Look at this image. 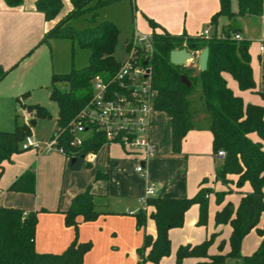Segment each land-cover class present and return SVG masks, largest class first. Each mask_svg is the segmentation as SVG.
I'll list each match as a JSON object with an SVG mask.
<instances>
[{
    "label": "trees",
    "instance_id": "obj_1",
    "mask_svg": "<svg viewBox=\"0 0 264 264\" xmlns=\"http://www.w3.org/2000/svg\"><path fill=\"white\" fill-rule=\"evenodd\" d=\"M7 6L17 7L24 0H3ZM119 0H70L71 10L48 30L40 43L49 37L67 39L81 49L89 51L87 66L72 69L70 72L51 75L49 98L58 107L56 117L57 130L52 137H57L58 145L67 151H73L75 161L69 166L77 170L88 152L96 153L105 139L99 132H92L79 147L69 145L72 121L78 112L88 103L92 95V80L95 76L109 79L117 70L119 63L114 57L119 30L108 19L97 20L99 10ZM37 11L46 21L56 18L63 7L62 0H34ZM263 12V0H236L235 10L232 0H219V9L211 16L213 23L221 15L229 19L236 15L260 16ZM153 35L154 53L150 60L151 83L156 92L154 108L163 112L170 124L171 153L180 151L181 142L190 130H208L212 135V150L225 152L221 163L215 170V179L227 184V175H237L236 185H250V191L242 193L235 211L225 205L215 213L216 224H229L230 250L227 255L209 254L211 242L206 239L198 244L180 245L176 250V264L186 258L197 259L196 264H224L225 256L236 260L234 264H264V221L258 226L264 213V108L252 103H244L228 87L224 73L236 81L240 90H254L248 55L249 43L233 38L239 28L228 24L219 37L204 35H172L160 25L149 20ZM209 48L207 69L192 73L188 65L175 66L169 62V52L173 49L186 48L191 53ZM7 71L0 64V80ZM185 75L191 85L181 83ZM68 86L60 91L56 83ZM264 100V92L257 91ZM32 116L48 117L46 109L38 104L24 105ZM30 125L16 121L14 131H0V176L2 163L10 161L11 156L20 152V145L30 136ZM252 135L256 137L253 139ZM105 177V176H104ZM103 178L101 173L96 179ZM205 180H202V183ZM36 174L28 168L16 178L8 190L13 192L34 193ZM210 189L200 187L193 197L170 198L160 194L147 198L145 207L150 208L149 217L154 221L155 235H145L139 251L142 264L157 263L170 252L168 231L182 227L184 214L192 204L199 207L198 224H206L208 213V195ZM216 200H222L224 192H217ZM95 196L90 190L76 194L70 206L63 211L66 225L75 229V237L61 253L39 252L34 246L37 224V211L25 212L14 207H0V264H83V257L90 249L89 242L77 240V222L95 220L101 213L95 207ZM142 207L135 217L140 228L146 219V208ZM45 212V210H41ZM255 229L260 237L255 251L243 255L240 247L243 238ZM147 250V251H146Z\"/></svg>",
    "mask_w": 264,
    "mask_h": 264
},
{
    "label": "rangeland",
    "instance_id": "obj_2",
    "mask_svg": "<svg viewBox=\"0 0 264 264\" xmlns=\"http://www.w3.org/2000/svg\"><path fill=\"white\" fill-rule=\"evenodd\" d=\"M208 1L204 0H119L115 3L107 5L99 10L97 20L108 19L112 21L118 28L119 34L115 45L114 57L121 64L127 57V41L136 31L139 33H152L149 20H153L160 24L168 33L172 35H203L207 38L219 37L224 29L231 24L234 26L235 20L243 25L244 20L248 18L232 17L229 19L225 15H221L213 23L210 22L212 14L205 13L204 6H208ZM218 4V0H216ZM238 26V25H237ZM236 26V27H237ZM239 28V27H238ZM252 33L258 34L255 30ZM43 38V37H42ZM41 38V39H42ZM41 39L35 45L38 47L30 56L22 61H17L13 65L3 68L7 71V79L18 86L20 94L14 97L12 101L0 102V131L12 132L15 129L16 121L19 124L26 123L30 125V136L37 142L41 143L39 150L30 148L22 150L18 154L20 157H28L30 152L57 154L56 151L45 152L47 144H50L54 132L57 130L56 117L58 113L57 104L50 100L51 75L52 73L63 74L70 72L73 68L80 69L88 64L89 51L79 48L76 43L72 44L70 40L57 37H49L46 42L40 43ZM248 54L251 59V66L255 72L257 79H261L264 69L261 70V64L258 55L259 45L264 42V37L260 35L254 37L250 41ZM200 51L192 53L193 59L188 61L186 65L192 68V73L198 72L197 57ZM252 60L254 61L252 63ZM235 92L242 98L244 103H252L257 101L264 108V100L257 92L253 90H240L236 84L233 85ZM56 87L60 91H66L68 86L63 82L56 83ZM230 88V87H229ZM255 88L260 91L257 82ZM231 89V88H230ZM232 90V89H231ZM233 92V91H232ZM264 92V91H263ZM38 104L46 109L49 113L48 117L31 116L29 117L24 105ZM34 123L31 125L30 122ZM153 124L150 129L151 139L157 140L161 155L156 158L159 163L152 166V158L149 159L144 175L134 172L137 160L133 158L122 157L120 149L111 147V154H116L122 159L121 163L115 164L114 159H110V171L103 169L107 175L104 185L109 190V194L105 196L103 202L98 203V199L94 198L95 208L101 213L95 220L84 221L85 226L83 233L89 242L90 249L85 253V264H142V248L145 235L154 237V233L149 227L150 217L147 214L144 224L138 228L135 213L141 208L139 202L145 196L146 185H150L156 191L163 189L166 194L168 191H179L181 197H193L197 193L198 184L201 180L210 183V198L208 199V215L206 224H197L192 226L190 221L197 218L198 207L192 204L185 212L184 223L179 231L180 235L176 239L170 240V252L167 256L161 258L157 263L146 262L144 264H176V250L180 245L190 243L198 244L206 239L211 242L208 251L213 252L220 245H224L223 255H227L230 250L229 245V224L215 231V197L221 189V183L215 181L214 170L219 166L221 161H216V168L213 170L212 141L209 132H191L186 135L180 151L181 155L174 156V160L170 163L163 162L165 152L170 146L169 140V124L164 113L154 111L152 116ZM158 134L159 139L155 134ZM155 142V141H154ZM103 151V152H102ZM104 153V149L101 150ZM195 152L207 153L209 160H205L204 156H198ZM100 154L99 159L104 160V154ZM100 161V160H99ZM107 160L101 161L106 165ZM36 171V164L31 165ZM82 169H93V165L82 162ZM79 168V169H80ZM66 169L71 170L69 161L66 162ZM73 170V169H72ZM41 180L45 182V176L41 172ZM62 175V173H61ZM94 179L96 173L94 172ZM67 179V176L65 177ZM148 180V183L146 182ZM214 182V183H213ZM213 183V184H212ZM226 200L231 205H237L239 196L235 189L225 194ZM104 197V196H103ZM70 206V205H69ZM131 210V211H125ZM264 213L260 217L258 226H261ZM109 217V218H108ZM105 224L97 225V233L91 226L96 221L107 219ZM197 220V219H196ZM65 222V220H64ZM78 225V220H76ZM75 236V229L71 225ZM77 234L79 228L77 227ZM207 236V237H206ZM259 236L255 229H252L245 237L240 247L243 255L252 254L259 244ZM189 243V244H190ZM66 248V247H65ZM65 248L63 250H65ZM62 250V251H63ZM60 251L59 253H61ZM53 253V252H52ZM195 259V258H194ZM236 260L230 256H225L224 264H234ZM181 264H195L193 258H186Z\"/></svg>",
    "mask_w": 264,
    "mask_h": 264
},
{
    "label": "crops",
    "instance_id": "obj_3",
    "mask_svg": "<svg viewBox=\"0 0 264 264\" xmlns=\"http://www.w3.org/2000/svg\"><path fill=\"white\" fill-rule=\"evenodd\" d=\"M206 1H208V3L205 4H207L208 6H204L205 13L207 15L210 14L213 15L219 9V0H218V4L216 3V0H204V2ZM62 2H63V7L56 16V18H54L53 20L46 21L43 14L36 10L34 5V0H24L23 4L17 7L7 6L3 0H0V64L2 65V67L3 66L8 67L10 65H13L18 60L22 61L26 57L30 56L38 48L35 45L44 36V34L48 30H50L61 18H63L71 10L72 7L70 4V0H62ZM235 7H236V0H232V8L234 10ZM237 16L242 18L245 17L248 18V19H243L244 20L243 25L235 20L234 26L236 27L238 25L237 28L239 27L238 34L240 35V39L245 40L249 43V47H248V51H249L251 39H253L258 35L264 37V0H263V12L260 16L236 15L234 17ZM161 27L162 26L160 25V28H156V31H161ZM252 30H255L258 34H256L255 36L252 33ZM258 57L261 64V70H263L264 51L262 52V55L259 54ZM253 62L254 61L252 60V63ZM251 69H252V76L254 82L255 81L257 82L260 91H264V74L262 75L261 79L258 80L257 79L258 77L255 76V72L253 71L252 66ZM7 77L8 74H6L4 78L0 80V102H4L7 100L12 101L14 97H17L20 94V89H22L16 86L11 81V79H7ZM223 77L226 79L227 85L232 89L234 95L238 96V93L235 92L233 86L234 84H236L237 86L236 81L233 80L232 77L227 73H224ZM255 90L256 88L253 90V92ZM254 103L258 104L257 101H255ZM28 116L31 117L32 115L28 114ZM167 121L169 124L168 118ZM203 131L209 132L206 129L190 130L187 134L191 132H203ZM209 134L212 141V135L210 132ZM155 135L156 138L159 139L158 134L156 133ZM186 135L181 142V146L185 141ZM168 136L170 140V124H169ZM252 137L253 139H256L254 135H252ZM154 141L153 143L156 145L157 154L152 158L151 161L152 166H155L156 164L159 163L158 161L159 159H157L156 157L162 154L161 151H159L158 144L156 143L157 140ZM111 147H117L118 149H120L122 154L121 156L122 157L125 156L128 159V157L125 155L124 151L121 149L119 145L103 144L96 153L92 152L93 158L91 160L85 157L84 162L88 163L89 165L94 164V168L89 170L80 168L77 170L71 169L68 171V169H66L67 160L63 155L44 154L33 151L30 152V155H28V157H20L18 153H15L11 156L10 161H4L2 163L3 171L0 176V207H14V208H19L25 212L28 211L38 212L37 214L38 220H37L35 236H34V246L37 251L59 253L65 247H67L69 243L74 239L75 236L73 231L71 230V228L67 227V225L64 222L63 211L67 210V208L71 203V200L76 194L89 189L90 192L96 197V199L99 198L98 203L100 205H104V203L101 204L99 200L103 198L101 200L103 202L105 196L109 194V190L107 189L106 191L104 182H100L107 180V175L104 173L103 169H107L110 171V162H109L110 159H114L115 164L121 163L118 160L122 159L121 157H118L116 154H111L110 152ZM167 147L168 150L167 152H165V157H163V162L170 163L171 161L174 160V156H178L182 154L181 151L175 154L171 153L172 152L171 142H170V146ZM102 149H104V153H102L103 151L101 152ZM101 153L104 154V160L99 159ZM195 153H197V155L200 157L204 156L203 158L205 160L207 159L209 160V156L207 153L205 152L204 153L195 152ZM211 158L213 161V170H214L216 168L215 162L221 161L222 158L216 157L213 151ZM105 160H107L106 165H103L101 161L103 162ZM148 162L149 159L144 163L145 170L148 165ZM33 164H36V171L34 170L36 174V185H35L34 193L13 192L8 190L11 183L16 178H18L22 173H24L28 168H32L31 165ZM41 172L45 176V182H43L40 178ZM94 172L96 174L100 172L103 178L94 179L93 177ZM66 176L67 179H65ZM227 179H228L227 184H223L220 181L215 180L221 183V189L218 192H224L222 200H220L219 202L216 200V196H214L215 213L221 210L227 204L231 206L230 209L232 208V211H235V209L237 208L239 202L237 205L232 206L231 203L226 200V196H225L226 193L231 192L233 191V189H235L236 193L239 196V201H240L242 193L250 191V185L248 183H245L242 187H237L236 185L237 175L235 174L227 175ZM146 182L148 183L147 179ZM200 187L211 188L210 183H208L207 181L202 183V180L198 184L197 191ZM157 192H159V194L163 197H170V198H180L182 195L179 191L177 192L168 191L165 194L163 192V189H157L155 191V194ZM209 198L210 195H208V199ZM138 199L139 202H141L140 198ZM142 207L143 205L141 202V208ZM141 208H139V210ZM145 208L147 215L150 212V208L149 207H145ZM41 210H45V212H42ZM125 211H131V210H125ZM198 215H199V207H198L197 218H193L190 221L192 226H195L196 222L198 224ZM108 218L103 220V222L100 221L101 220L100 219L96 221L97 222L96 224L92 223L91 226L94 228L95 234H98L97 225L105 224V221L108 220ZM76 220L79 221L77 225V227L79 228L77 234V240L82 242L83 240H86V236L84 235L83 230L85 226H90V225L83 224L84 222H81V217H78ZM263 221H264V215L262 218V223ZM223 225L224 224L215 223L214 233L215 234L219 233L217 232V230L223 227ZM149 227L152 230V232L155 234V225H154V221L151 218L149 222ZM179 229H181V227L170 229L168 231V236L172 239H176V237L180 235L179 231H177ZM230 232H231V227H230ZM258 239L260 241V237ZM187 242L190 243V241ZM223 252H224V245H220L218 249H215L213 252H211L210 250L208 251L209 254H218V253L223 254ZM86 259L87 258L84 259L83 257V264H85ZM193 261L196 264L197 259L193 258Z\"/></svg>",
    "mask_w": 264,
    "mask_h": 264
},
{
    "label": "built area",
    "instance_id": "obj_4",
    "mask_svg": "<svg viewBox=\"0 0 264 264\" xmlns=\"http://www.w3.org/2000/svg\"><path fill=\"white\" fill-rule=\"evenodd\" d=\"M233 38L241 40L238 33ZM126 47L125 61L119 64L109 79L104 80L99 75L93 78L91 98L72 121L69 145L79 147L92 132H99L105 139L104 144H117L128 158L137 160L134 170L144 175V163L157 154L156 145L150 137L156 97L150 66L154 53L153 35L135 31ZM259 49L264 51V42ZM40 147L41 143L31 136L20 145L22 150H39ZM44 151H56L67 161L75 158L73 151L58 145L57 137L51 138ZM215 155L223 158L225 152L218 150ZM85 157L91 160L93 153L88 152ZM154 195L155 190L147 184L145 196L141 199L143 207L147 198Z\"/></svg>",
    "mask_w": 264,
    "mask_h": 264
},
{
    "label": "water",
    "instance_id": "obj_5",
    "mask_svg": "<svg viewBox=\"0 0 264 264\" xmlns=\"http://www.w3.org/2000/svg\"><path fill=\"white\" fill-rule=\"evenodd\" d=\"M208 57H209V48L205 46L198 54L197 57V67L199 71H205L207 69L208 64ZM193 59V55L190 51L186 48L181 49H173L169 52V62L175 66H183L186 63ZM181 83L189 87L191 85L187 76H181ZM34 122L31 121L30 124L32 125ZM75 161V158L71 159V163ZM159 192L156 193L158 195ZM232 210V208H231Z\"/></svg>",
    "mask_w": 264,
    "mask_h": 264
}]
</instances>
